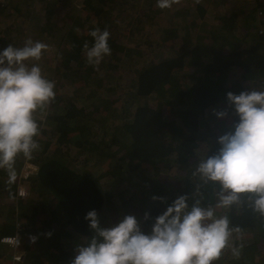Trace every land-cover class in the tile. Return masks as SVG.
Masks as SVG:
<instances>
[{"label": "trees", "instance_id": "1", "mask_svg": "<svg viewBox=\"0 0 264 264\" xmlns=\"http://www.w3.org/2000/svg\"><path fill=\"white\" fill-rule=\"evenodd\" d=\"M60 1L55 8L60 6ZM127 1L84 0L81 9L83 23L74 25L69 21L67 29L62 28V41L55 51L59 68L86 69L87 79L92 77V72L94 76L103 73L114 77V74L108 73L111 70H106L115 66H129L131 70L138 66L133 73L132 90L129 92L134 107L132 111L120 115L118 123L107 118L108 123L99 127L96 123L111 107V101L125 98L124 94L116 97L103 93L99 95V98H103L99 103L101 113L93 114L95 116L86 112L84 107H78L71 99L58 103L59 99L55 97L51 101L53 108L48 111L44 123L37 119L40 135L35 139L40 147L32 153L31 158H27L37 166L36 174L27 179L30 191L34 193L33 198L25 200L16 197L18 174L23 163L18 172L20 161L14 162L12 176L8 169L0 168V190L8 205L7 215H4L5 210L0 209V236H18L13 246L1 244L0 264H70L76 255L77 245H86L95 235L85 216L90 210L95 209L99 214L100 209L104 208L106 196L101 182L92 172L66 163L69 152L59 148L61 142L68 145L75 143L76 151L85 152L86 159L95 155L97 161L111 158L114 151L110 146L117 144V150H122L120 162L112 165L110 170L104 169L105 173L113 176V181L107 187V201L110 206L116 205L114 208L118 211L138 215L140 229L145 234H150L156 218L180 199L187 205L185 211H190L194 205L213 207L216 217L226 215L230 221L229 227L240 229L232 233L229 251L226 253L225 248L222 256L213 264H255L254 256L264 243V215L252 208L255 194L240 193L238 204L230 208L216 207L222 186L218 181L203 178L197 169L202 161L218 154L221 148L219 137L233 132L239 122V115L229 105L226 94L264 91V30L259 23H255L258 9L264 12V0H235L237 7L224 11L219 27L221 30L217 34L212 32L202 36L197 29H193L194 34L191 33L192 24L200 27L197 20L191 25L162 27L161 43L168 42L167 47L172 52L154 61H146L140 56L139 63L135 61L134 48L126 45L116 31L119 24H112L113 19L117 18L116 12L123 13L122 8ZM187 1L194 4L184 5L185 12L180 14L184 17L197 14L199 18H206L211 10L221 13V7L225 4V0ZM139 2L147 4V7L138 17L154 19L157 11H150L155 7L153 3L156 0ZM131 5L134 9L128 8L131 12L122 16L125 19L138 15V4ZM46 10L49 13L51 9ZM96 27L101 30L106 28L111 33L109 45L112 49L111 55L104 58L98 69L86 63L84 49L85 43L89 46L94 43L89 33ZM217 35L222 41L218 40ZM242 35L247 44L234 42ZM233 69L236 74L229 76ZM152 100L155 104L151 103ZM221 103L226 105L219 107ZM211 107L215 109L212 113L215 125L209 126L202 116ZM216 111H225L226 115L219 117ZM108 134L109 143L104 139ZM201 142L205 145V151L200 147ZM199 148L200 152L197 150ZM193 156L196 157L193 159ZM119 170H123V173L117 175ZM161 170L168 172L165 178L156 176ZM125 174L128 177L142 175L137 182L132 179L137 191H131L134 185H127V179L123 185ZM34 198L39 201V207L32 206L35 204ZM49 232L51 235H48ZM242 234L246 235L247 240L242 243L232 241L233 235L238 241V236ZM78 239L84 242L77 243ZM232 247L240 249L238 257L233 255ZM14 249L25 252L23 261L13 262ZM259 264H264V256Z\"/></svg>", "mask_w": 264, "mask_h": 264}, {"label": "clouds", "instance_id": "2", "mask_svg": "<svg viewBox=\"0 0 264 264\" xmlns=\"http://www.w3.org/2000/svg\"><path fill=\"white\" fill-rule=\"evenodd\" d=\"M179 3L156 0L161 9ZM89 34L94 43L84 45L86 63L98 69L111 55V33L96 27ZM48 49L47 43L28 38L23 47L10 44L0 51V168L8 169L10 176L18 154L31 158L39 149L35 113L56 97V82L42 74L39 64L28 67L24 63L39 61ZM226 96L239 122L233 132L219 137L218 154L202 161L197 171L221 184L216 207L230 208L240 202V193H254L252 208L264 215V91L228 92ZM216 115L223 117L226 112L216 111ZM186 207L183 199L177 201L156 218L150 234L141 231L135 215L102 227L97 211L90 210L85 219L95 235L86 245H77L70 264H213L231 246L232 233L240 229L229 227L228 216L216 217L213 207L194 205L185 211ZM232 253L238 257L240 249L232 247Z\"/></svg>", "mask_w": 264, "mask_h": 264}, {"label": "rangeland", "instance_id": "3", "mask_svg": "<svg viewBox=\"0 0 264 264\" xmlns=\"http://www.w3.org/2000/svg\"><path fill=\"white\" fill-rule=\"evenodd\" d=\"M58 1L59 0H0V51L10 44L14 47H23L24 42L28 38L47 43L49 45V49L43 54L39 61L29 59L24 63L28 67H31L33 64H39L42 74L47 79L54 80L56 82V97L59 99L57 102L62 103L67 99H71L78 107H84L86 112L90 113L91 116H95L93 114L101 113L99 110L101 105L99 103L102 102L103 98H99V95L103 93L107 95H114L113 97H116L118 94H124L125 98H116L111 101V107L104 111V116L101 117L100 122L96 123V125L102 127L105 123H108L107 118H111L113 121L118 123L121 120L118 119V117H120V115H124L126 112L132 111L131 109L134 107V101L130 97L129 92L132 90L131 80L133 73L138 69V66H135L133 70H131L129 66L124 65L115 66L114 69H107L106 72L111 70V72L108 73L114 74V77H109V75H105L103 73L94 76L92 72V77L90 79L86 78V69L81 68V70L76 71L69 68H59V58H57L58 55H56L57 52L55 50L59 42L62 41V36L60 34L62 33L63 29H67V23L69 21H71L74 25H80L83 23L84 15H81V9L84 0H61L60 6L55 8L58 5ZM127 2H125L122 8L123 13H121V11L116 12L117 18L113 19L112 24H119V28H117L116 31L121 34L122 39L126 42V45L134 48L133 52L136 53L135 56L137 57L135 58V61L137 63L140 62L141 57L147 59L146 61H154L161 55H166L172 52L167 47L169 45L168 42H163V44L161 43L162 35L160 32L162 27L168 26L172 28L173 26H184L186 24L191 25L193 21L197 20L195 17L196 15L191 17L181 16L185 12L183 10L184 5H193V1L180 0L178 5L174 4L171 8L165 9L157 7L156 3L154 2L153 5H155V7L153 9L151 8L150 13L152 11H157V13H154L156 14V17L149 20L146 19V16L138 17L143 11H145L147 4L142 5L139 0H128ZM131 3L138 4V15H136L134 18L125 19V17L122 16H126L131 12L128 8L134 9ZM235 7H237V4H235ZM46 9H51L52 11L50 10L48 13V10ZM221 9V13L219 10L209 11L206 14V20L201 21L199 18L200 27H195L193 26L194 24H192L193 28L191 33L194 34L195 29H197V33L202 36L210 35L212 32L217 34L220 29L219 27L222 24L221 17H223L222 15H224V11H226L223 9V7H221ZM198 10L199 9L194 10L195 13H197ZM258 14L264 16V12L260 13L258 11ZM92 21L94 22L95 19H92ZM42 27L46 29H42ZM262 28L264 30V27ZM236 33L240 34L238 31H236ZM217 37L218 40L222 41L219 35H217ZM234 42L240 44L248 43L243 35L239 36V39H234ZM178 43H181V41ZM166 51L168 52L166 53ZM234 74H236L235 69L231 70L229 76ZM97 87L98 94H96ZM151 98L154 99V97ZM140 101H143V99H140ZM91 102H94V104H91ZM151 103L155 104L154 100H152ZM224 105L226 104L221 103L219 104V107ZM52 108L53 106L50 102L44 109L37 110L35 113L36 119H40L44 123L48 111ZM214 110L212 107L208 108L207 112L202 116L204 119H206V123L209 126L215 125V118L212 117ZM93 129L97 128L94 127ZM42 137L46 138V136ZM104 137L107 143H109L108 141L110 139V135L108 134ZM105 140L101 142L102 145L104 144ZM61 143L62 144L59 148L63 151L69 152L66 163L71 166H75L78 169L92 172L95 177L98 176V179L101 182V187L104 191V197L106 196V201L103 206L104 208L100 209L98 214L100 224L105 227H111L128 214L135 215L138 219V222H140L138 215L133 214V212L124 213L121 210L118 211L114 208L116 205L110 206V202L107 201L109 198L107 196V187L110 185V182L113 181V176L111 177L110 174L105 173L104 169L110 170L113 168V166H115L116 163L120 162L119 156H121L120 152L122 150H117V144L110 146V148L114 151V154L111 158H103L102 161H97L95 155L86 159L87 154L85 152L76 151L77 145L75 143L70 145H68L66 142ZM200 147L203 149V151H205V145L202 142ZM106 150H108V148H106ZM197 150L200 152L199 150L201 149L199 148ZM197 155L198 154H196V156ZM196 156H193V159ZM27 158L28 157H26L23 153H20L16 156L15 161H20V164H22L25 160H27ZM113 158H115V160ZM171 169L172 168H170L169 171H171ZM153 171H151V173ZM121 173H123V170H119L117 175ZM167 173V171L161 170L156 176L165 178ZM135 174L138 175V173ZM125 175H121L125 176L123 178V185H125V179H127V185H131L132 183L134 185L132 186L133 188L131 191H137V185L132 179H135V182H137L138 180L142 179V175L138 177H128L127 174ZM3 179H5V175H3ZM32 196H34V193H30L29 196L25 198V200H31L33 198ZM0 201H2L0 203V209L5 210L4 215H7L8 205L4 199H1V196ZM33 201L35 204H32V206L36 205V207H39V201L36 198H34ZM14 206L16 208V202L14 203ZM255 233L258 234V231H255ZM245 240H247V237L243 234L238 236V241L235 239L234 235L232 238V241L235 243H242V241ZM76 242L82 243L84 241L82 239H78ZM228 248L229 247L226 248V253L229 251L231 246L229 249ZM18 251L20 250L14 249L13 253ZM263 256L264 243L261 247V250L254 256V262L256 261L255 264H259Z\"/></svg>", "mask_w": 264, "mask_h": 264}, {"label": "built area", "instance_id": "4", "mask_svg": "<svg viewBox=\"0 0 264 264\" xmlns=\"http://www.w3.org/2000/svg\"><path fill=\"white\" fill-rule=\"evenodd\" d=\"M260 13H263L262 10H259ZM37 166L28 159L25 160L20 169L19 177L16 185V197L27 198L31 193L29 184L27 182L28 177H31L36 174ZM18 236L16 234H3L0 236L1 244H8L13 246L17 242ZM26 255L24 251H18L12 255L13 262L23 261Z\"/></svg>", "mask_w": 264, "mask_h": 264}, {"label": "crops", "instance_id": "5", "mask_svg": "<svg viewBox=\"0 0 264 264\" xmlns=\"http://www.w3.org/2000/svg\"><path fill=\"white\" fill-rule=\"evenodd\" d=\"M224 3H225L224 6H223V9H224V10H228V9H230V8H233V7H235V4H237V3L235 2V0H225ZM260 9H261V8H260ZM260 9H258V11H259ZM262 10H263V9H262ZM258 11H257V13H258ZM195 15H197V14H195ZM195 17L198 18V19H197V22H199V17H197V16H195ZM200 19H201V21H202V20H206L205 16H202V18H200ZM255 23H259L260 28L264 27V16H261V15L257 14V16H256V18H255ZM215 24H217V23H215ZM20 166H21V164H19L18 172H19ZM21 167H22V166H21ZM19 173H20V172H19ZM18 175H19V174H18ZM0 196H1V197H4L2 194H0ZM3 199L5 200L6 197H4Z\"/></svg>", "mask_w": 264, "mask_h": 264}]
</instances>
